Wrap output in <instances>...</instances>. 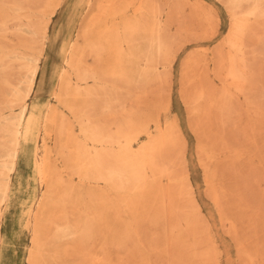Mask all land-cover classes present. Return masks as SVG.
Instances as JSON below:
<instances>
[{"label": "rangeland", "instance_id": "rangeland-1", "mask_svg": "<svg viewBox=\"0 0 264 264\" xmlns=\"http://www.w3.org/2000/svg\"><path fill=\"white\" fill-rule=\"evenodd\" d=\"M107 1L85 0L71 9L75 0H64L45 44L40 39L32 42L16 28L0 37V60H5L6 50L43 51L38 98L48 102L49 115L57 114L49 127L48 150L38 148L36 163L29 167L22 159L14 176V197L5 210L0 237L1 264H30L31 259L35 264H264L263 30L260 38L249 41L246 57L254 70L249 73L245 93H234L226 100L222 95L229 56L225 40L232 18L227 0L148 1L163 8L172 42L170 75L166 81H153L145 91L119 89L115 96L123 102L124 111L119 110L117 118L130 115L149 123L151 132L157 117L172 123V141L157 158H167L175 172L187 177L206 224L187 219L181 210L185 202L176 195L179 183L171 184L165 178L152 183L146 196L133 198L127 212L124 207L117 209L126 193L75 173L70 160L73 147L64 144L66 135L60 133L65 119L74 136L81 137L70 104L78 102L82 107L110 100L107 94L89 100L83 96L94 85L89 72L101 73L114 62L110 56L91 51L95 32L87 30ZM139 2L115 0L116 8L130 4L115 23L123 25L132 18ZM32 11L42 16L48 13L47 4H37ZM31 42L35 50L23 45ZM71 53L73 68L65 61ZM86 69L85 78L81 74ZM2 78L0 71V81ZM201 93L205 97H200ZM54 94L60 95V101ZM95 114L94 119L102 124L112 119L107 110ZM45 157L49 161L47 189L39 176ZM46 190L48 199L40 213L34 199ZM111 197L115 206L108 209L103 200ZM36 212L43 245L39 258L33 245ZM66 215L76 233L55 242L56 225L63 224ZM95 219L99 223H94ZM90 221L92 237L81 242L77 230Z\"/></svg>", "mask_w": 264, "mask_h": 264}, {"label": "bare ground", "instance_id": "bare-ground-1", "mask_svg": "<svg viewBox=\"0 0 264 264\" xmlns=\"http://www.w3.org/2000/svg\"><path fill=\"white\" fill-rule=\"evenodd\" d=\"M84 1L75 0L71 9L83 5ZM148 1L150 0H140L134 16L127 18L123 25L115 23V20L117 16L123 17L126 14L130 4H121L116 8L115 0H108L101 6L99 17L87 29H94L95 32L90 45L91 51L110 56L111 59L114 58V62L101 73L97 70L89 72L94 85L87 88L83 96L88 97L87 100L100 94L111 97L104 104L92 100L82 107L78 102L70 104L73 122L79 127L81 137L74 136L65 119L60 124V133L64 137L66 135L64 144H71L73 147L74 155L70 160L76 174L88 181L104 182L112 191L122 190L127 194L126 198L117 203V209L124 207L129 212L133 198L146 196L152 183L165 178L171 184L179 183L176 195L184 200L185 207L189 209H181L186 213L187 219L195 224H206L195 191L186 183L187 177H181L175 172L173 163L167 158H157V153L172 141V123H164L160 117L153 119L154 134L147 122L137 121L127 114L123 115L122 120L117 118L119 110L124 111L123 102L115 96L119 89L125 88L130 92L133 87H137L145 91L153 81H166L170 75L173 62L172 42L163 20V8ZM63 3L64 0H0V37L16 28L17 33L27 35L32 42L40 39L45 44L49 41L54 16ZM227 3L232 18L225 40L229 56L224 75L227 85L222 95L223 99L230 100L234 93H245L249 73L254 70L246 55L249 41L260 38V29L264 32V0H227ZM37 4H47L48 13L36 15L32 9ZM32 42L29 46L26 43L23 45L35 50ZM3 57L5 60H0L3 76L0 81V237L5 210L14 197V176L19 172V163L23 159L29 167L36 163L38 148L48 150L49 127L57 119L55 112L48 114V102H42L38 98L43 51L34 54L28 50H6ZM73 60L72 53L69 59L65 57L69 68L74 67ZM87 74L86 69L81 75L86 78ZM59 96L53 95L60 101ZM200 97H205V93H201ZM98 110H107L112 115L111 121L102 124L94 119ZM142 137L145 139L142 140ZM48 162V158H43L39 171L41 182H46V189ZM160 191L164 194L163 190ZM47 195L46 190L34 199L40 213L42 204L48 199ZM103 202H108V209L115 206V199L112 197ZM38 220L36 212L33 245L40 254L37 258L43 251L42 231ZM62 223L56 225L58 232L53 239L55 242L76 233L67 215ZM94 223L99 222L95 219ZM92 229L90 221L80 231L77 230L81 242L92 237ZM30 264H35L33 259Z\"/></svg>", "mask_w": 264, "mask_h": 264}]
</instances>
